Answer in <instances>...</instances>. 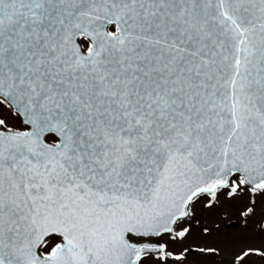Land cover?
<instances>
[{
    "label": "snow or ice",
    "instance_id": "snow-or-ice-1",
    "mask_svg": "<svg viewBox=\"0 0 264 264\" xmlns=\"http://www.w3.org/2000/svg\"><path fill=\"white\" fill-rule=\"evenodd\" d=\"M0 264H264V0H0Z\"/></svg>",
    "mask_w": 264,
    "mask_h": 264
}]
</instances>
